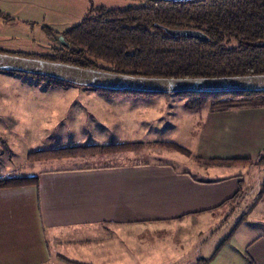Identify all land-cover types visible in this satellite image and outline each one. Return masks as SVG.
I'll return each instance as SVG.
<instances>
[{"label": "crops", "instance_id": "crops-1", "mask_svg": "<svg viewBox=\"0 0 264 264\" xmlns=\"http://www.w3.org/2000/svg\"><path fill=\"white\" fill-rule=\"evenodd\" d=\"M73 90L57 97L31 99L32 102L26 98L30 104L26 113L30 115L26 117L31 116L34 123L30 130L19 128L26 137L21 143L23 150L16 148L21 152L16 151L14 157L10 149L11 155L6 153L0 159V179L39 178L36 185L0 187V264H264V234L234 252L227 251L224 257L222 250L231 240L209 257H203L200 249L204 225L212 227L218 215L224 219L231 215L233 204L219 205L244 187L242 173L235 174L234 179L211 181L178 171L165 162L86 161L110 154L96 153L42 159L62 160L65 164L45 166L33 175L14 174L13 166L21 167L17 156L26 157L28 162L41 161L28 158L32 151L115 144L58 140L59 135L74 132V128L80 139L88 116L94 122L90 125L93 131L100 127L102 132L110 131L111 126L96 124L99 111L122 117L125 125L128 119L137 121L142 116L163 122L162 116L168 112L166 105L179 96L106 95L87 86ZM76 104L80 107H73ZM57 118L62 125L63 121L70 122L68 129L53 127L60 125L54 123ZM203 119L207 145H201L200 152L210 159H254L263 151L264 107H209ZM42 140L51 145L33 144Z\"/></svg>", "mask_w": 264, "mask_h": 264}, {"label": "trees", "instance_id": "trees-1", "mask_svg": "<svg viewBox=\"0 0 264 264\" xmlns=\"http://www.w3.org/2000/svg\"><path fill=\"white\" fill-rule=\"evenodd\" d=\"M125 8H102L62 34L63 44L46 60L85 68L145 77H224L264 74V0H138ZM173 29H194L208 37L176 35ZM45 59V58H44ZM30 74L51 86L65 83L56 78ZM104 90L108 94L153 95L134 90ZM194 95L187 107L210 103L214 109L236 110L264 107V90L231 92H177ZM156 145L182 150L175 142ZM143 142L68 146L32 151L30 160L74 157L86 154L133 151ZM209 164L264 166V149L256 158L209 159ZM37 175L0 179V187L38 184ZM242 192L221 205L234 201Z\"/></svg>", "mask_w": 264, "mask_h": 264}, {"label": "rangeland", "instance_id": "rangeland-1", "mask_svg": "<svg viewBox=\"0 0 264 264\" xmlns=\"http://www.w3.org/2000/svg\"><path fill=\"white\" fill-rule=\"evenodd\" d=\"M138 3V0H0V53L46 59L49 54L55 52L56 48L62 46V34L80 24L86 17L95 14L102 8H125ZM51 85L47 80L30 74H13L0 69L1 160L4 159L6 153L8 156L11 155L10 149L14 150V157L16 151H19L16 148L20 147L23 150L21 143L23 140L26 141V137H22L24 135L20 133L19 128L30 130L29 127L34 123L31 116L26 117L30 115L26 114L30 107L26 98L32 102L31 99L57 97L61 93L65 94L66 91L73 90L74 87H83V85L67 82ZM99 91H102L101 94L106 92ZM73 93L69 92L68 94L75 95ZM105 94L115 95L116 93L108 94L106 92ZM166 94L171 95V93ZM192 97L194 95H179L175 100H170V104L166 105L168 112L162 116L163 122H159V118L156 117L142 116L137 121L128 119V123L126 122L125 125V120L122 117L99 111L95 119L96 124L106 123L111 126L110 131H99L100 127L93 131V127L90 126L91 117L88 116V121L80 130L82 132L80 139L76 138V134L79 133L75 134L76 128H74V132H67L68 134L65 136L59 135L58 140L60 142L75 140L80 143L84 142V144H86L85 142H102L104 144L141 141L145 145L133 151H123L117 154L110 152V154L96 156L93 160L86 161L105 163L165 162L171 164L178 171H187L195 177L211 181L234 179L235 174L242 173L246 180L242 188L244 193L241 192L234 201H230V204H233L231 215L225 219L218 215L214 219L216 225L212 227L204 225V232L201 233L199 240L202 244L200 249L203 257L212 256L222 245L224 246L231 240V243L226 244L222 250L224 257L227 251L236 250L255 236L264 234V166L255 164L248 165V168L244 167V164H231L227 167L211 166L213 164L207 162L210 158L205 156V152H200V147L207 145L205 143L207 136H203L205 129L201 124L206 110L212 106L210 103H204L200 106L187 107V101ZM73 107H80V105L76 104ZM27 119L29 121L24 123L23 120ZM54 123L60 124V120L57 118ZM63 124L53 127L66 126L65 128L68 129L67 126L71 123L66 120L63 121ZM86 138L89 141H85ZM157 141L175 142L190 151V155L175 148H158ZM39 143L40 145H38ZM33 144L40 147L51 145L43 140L33 142ZM16 159L21 167L13 166V170L16 172L14 174L18 175H33L45 166L65 164L62 160L28 162L26 157L20 156H17ZM247 169H249L248 172ZM200 218L203 216L197 219L200 220ZM186 234L184 233V236L188 237ZM50 239L51 244H54L53 240L55 239L52 235Z\"/></svg>", "mask_w": 264, "mask_h": 264}, {"label": "water", "instance_id": "water-1", "mask_svg": "<svg viewBox=\"0 0 264 264\" xmlns=\"http://www.w3.org/2000/svg\"><path fill=\"white\" fill-rule=\"evenodd\" d=\"M170 32L176 35L208 38L202 31L194 29H173ZM0 69L39 74L71 84L112 90L153 93L264 90V74L195 78L145 77L5 53H0Z\"/></svg>", "mask_w": 264, "mask_h": 264}]
</instances>
